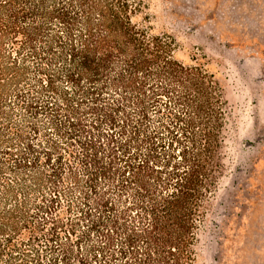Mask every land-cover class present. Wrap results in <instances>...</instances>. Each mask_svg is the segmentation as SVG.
<instances>
[{
  "label": "trees",
  "instance_id": "1",
  "mask_svg": "<svg viewBox=\"0 0 264 264\" xmlns=\"http://www.w3.org/2000/svg\"><path fill=\"white\" fill-rule=\"evenodd\" d=\"M145 8L0 0V264H199L222 95Z\"/></svg>",
  "mask_w": 264,
  "mask_h": 264
},
{
  "label": "rangeland",
  "instance_id": "2",
  "mask_svg": "<svg viewBox=\"0 0 264 264\" xmlns=\"http://www.w3.org/2000/svg\"><path fill=\"white\" fill-rule=\"evenodd\" d=\"M144 3L137 21L171 35L176 57L204 65L222 95L198 262L264 264V0Z\"/></svg>",
  "mask_w": 264,
  "mask_h": 264
}]
</instances>
